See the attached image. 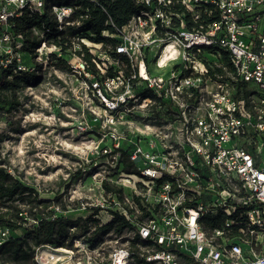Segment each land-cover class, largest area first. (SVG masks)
<instances>
[{
    "label": "built area",
    "instance_id": "2783aa9c",
    "mask_svg": "<svg viewBox=\"0 0 264 264\" xmlns=\"http://www.w3.org/2000/svg\"><path fill=\"white\" fill-rule=\"evenodd\" d=\"M137 1L149 8L103 31L114 46H89L91 71L80 37L64 49L33 26L41 42L30 52L13 21L48 6L62 29L77 0H0V84L38 76L1 91L18 104L0 108V166L30 184L10 163L12 123L30 113L35 91L77 74L93 97L90 131L111 136L97 154L112 158L78 206L98 226L116 214L127 221L97 241L72 227L65 246H37L35 264H264V0ZM216 216L220 225L205 224Z\"/></svg>",
    "mask_w": 264,
    "mask_h": 264
},
{
    "label": "trees",
    "instance_id": "16d2710c",
    "mask_svg": "<svg viewBox=\"0 0 264 264\" xmlns=\"http://www.w3.org/2000/svg\"><path fill=\"white\" fill-rule=\"evenodd\" d=\"M57 1L69 2V0ZM77 3L80 7L70 19L74 22L64 23L62 29L58 28L59 23L54 20L48 6L43 14L25 11L22 16L14 18L15 30L24 35L27 50L34 51L41 42V38L32 34L33 26L49 28L47 37L53 38L55 42L61 41L64 49L67 48L66 42L70 43L72 37L78 36L89 70L94 71L89 46L86 42H81V37L85 36L91 40V43L114 46L118 39L104 35L103 31L108 30L112 34L116 31V27L126 24L132 15L149 8L137 0H99L98 3L77 0ZM177 8L181 9L182 6L177 5ZM80 15H87V17L81 18ZM192 25L194 24L189 22V26ZM225 58L227 61V57ZM60 61L62 67L67 69V60L62 58ZM31 80L37 82L38 76L22 73L14 77L12 81L0 84V108L5 105L16 107L18 104L15 99L9 102L8 98L2 94V90H15L27 85ZM124 160L125 170L134 171L132 164L127 159L124 158ZM2 162L3 160L0 159V164ZM79 174L76 177H80ZM104 186L106 189H111L107 182ZM55 204L57 205L42 198L35 186L27 184L0 166V229L8 230L7 237L0 236V264H35V248L45 244L55 247L65 246L72 227H76L74 236L90 232L91 240L97 241L103 233L112 229L121 233L127 225L125 218L116 214L110 222L98 226V220L91 214L87 218H72L65 215L64 211L67 209L65 203L60 204L63 212H55L51 208ZM222 222L223 216L207 217L205 220L207 225H220ZM19 230H24L23 234H15Z\"/></svg>",
    "mask_w": 264,
    "mask_h": 264
},
{
    "label": "rangeland",
    "instance_id": "374dc122",
    "mask_svg": "<svg viewBox=\"0 0 264 264\" xmlns=\"http://www.w3.org/2000/svg\"><path fill=\"white\" fill-rule=\"evenodd\" d=\"M81 42L92 44L85 36ZM63 78L62 88L48 85L35 91L30 113L12 123L16 135L9 143L13 150L10 163L21 170V176L39 190L42 198L65 203V215L87 218L89 213L79 208L77 196L95 193L93 175L101 174L112 162L111 157L97 154V146L109 145L111 136L96 135L89 129L93 97L87 83L77 74L65 73ZM27 142L29 152L24 148Z\"/></svg>",
    "mask_w": 264,
    "mask_h": 264
}]
</instances>
